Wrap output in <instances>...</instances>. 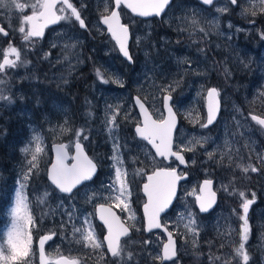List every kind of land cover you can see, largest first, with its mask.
<instances>
[{"label": "rangeland", "instance_id": "rangeland-1", "mask_svg": "<svg viewBox=\"0 0 264 264\" xmlns=\"http://www.w3.org/2000/svg\"><path fill=\"white\" fill-rule=\"evenodd\" d=\"M70 1L85 22L84 31L77 29L59 6L56 13L67 18L43 36L23 42H18L24 34L19 29L26 25H22L23 17L32 15L33 4L39 10L38 0H17L25 5L23 11L15 9L11 0H6L8 6L0 7V27L12 39L8 45L0 35V63L9 47L19 52V58L9 56L16 60V67L0 72V96L7 97L0 99V139H7L5 151L17 155L18 188L28 173L23 191L30 187L34 196L20 213L23 239L29 236L28 217L33 219L36 214L35 235L54 233L46 251L51 259L86 255L94 264H106L101 252L103 230L101 235L95 231L101 243L95 248L74 228L86 232L88 221L98 226L88 209L91 202L107 203L118 209L130 229L121 243L120 255L114 259L116 263L160 264L164 238L157 232L144 235L135 211L143 201L139 193L143 175L169 164L156 160L149 147L135 138L132 128L138 125V117L131 96H137L152 118L159 120L161 97L167 94L179 121L173 147L191 150L182 152L188 178L180 184L172 207L160 218L173 233L176 251L173 261L162 264H244L235 254L243 224L239 219L243 215L241 191L247 199H253L255 193L247 214L249 238L245 243L247 253L255 241V252L248 255L247 264H264V130L254 127L249 119V115L264 117V12L259 11L264 4L260 0H238L236 5L228 0L211 5L173 0L159 21L136 22L121 14L134 34L129 45L134 61L129 66L98 25V18L110 9V0ZM253 8L255 16L251 14ZM46 87L53 92L44 93ZM211 88L219 93L220 111L215 123L204 128L203 97ZM5 114L8 117H2ZM37 136L43 149L39 153L35 151ZM78 141L96 165V178L93 186H85L64 200L51 192L41 177L50 157V144L62 142L71 150ZM33 154L37 155L36 167L29 171ZM114 155L119 163L113 160ZM114 165L122 169V178L129 182L127 210L109 198V186L116 176ZM248 165L258 171L244 172ZM202 179L212 180L218 198L206 215L196 212L193 200ZM194 190L195 195L190 194ZM13 199L15 207L16 191ZM7 231L0 232V244L5 249Z\"/></svg>", "mask_w": 264, "mask_h": 264}, {"label": "snow or ice", "instance_id": "snow-or-ice-1", "mask_svg": "<svg viewBox=\"0 0 264 264\" xmlns=\"http://www.w3.org/2000/svg\"><path fill=\"white\" fill-rule=\"evenodd\" d=\"M64 7L60 8L59 11L63 13L65 8L71 10L72 16L80 22L81 27H85L84 21L82 20L80 14L73 7L69 0H60ZM170 0H114L115 9L111 10L110 15H105L102 18V23L107 26L108 33L111 34L112 39L116 41L120 52L131 61V57L128 52L127 44L129 39V27L121 23V13L116 9H120L121 5L130 9L135 15L141 17L148 16H159L165 7L169 4ZM233 5H236L238 0H231ZM261 4H264V0H260ZM39 8L42 9L37 11V4L31 5L33 9L32 15H25L22 20V25L27 24L28 27L27 34L24 39L27 40L29 37H41L44 34V28L48 24H54L60 20L66 19L64 15H57L54 11L56 7L57 0H38ZM203 3L211 5L213 0H203ZM11 4L15 6V9L23 11L25 8L24 4L17 3V0H11ZM8 6L6 0H0V7ZM249 11L245 9V12ZM259 11L264 12V7H261ZM253 16L256 15V9L251 10ZM19 31L21 33L25 32V27L21 26ZM0 32L4 35H8L7 31L0 27ZM9 56H16L19 58V52L14 47H9L4 53V62L0 63V72H4L6 68L16 67V60L9 59ZM97 76L102 79V74L97 71ZM102 82H106L103 81ZM0 83H3L0 80ZM208 117L207 123L202 124L201 127H207L212 124L216 112L218 110V103L215 102V98L219 95L217 89L211 88L208 90ZM0 99H7V97L0 96ZM172 97L170 95L163 96V109L167 112V116H161L159 120L152 118V115L148 113L144 104L137 100V104L140 106L141 114L144 116L143 127L137 125L136 133L144 140L148 141L155 149L156 156L161 157L162 161L169 160L170 157H174L175 160L179 161L180 164H185V158L182 152L185 150H191L190 148L178 147L175 151L173 150V129L176 126L175 113L170 105ZM252 120L256 121L261 126H264V118L257 115H252ZM77 137L80 133H76ZM87 139V137H84ZM39 137H35L37 141L36 153L43 151L39 145ZM159 141V142H157ZM199 142V141H197ZM76 155L70 156L65 150L64 145H60L57 149V159L56 163L52 165V169L49 171V179L52 183L60 190L62 193L73 192V189L77 185L82 184L84 181L92 180L95 172L96 165L87 156L84 155L83 149L79 141L75 145ZM24 151H28L25 149ZM115 151V149H114ZM37 160V155L33 154L32 161H29V171L36 167L34 161ZM71 163H68V161ZM113 160L119 163L117 156H113ZM264 162V161H262ZM116 167L115 180L109 186L110 188V199H114L123 204V208L127 210L128 197L131 195L129 191V182L124 180L122 176V169ZM257 172L258 169L252 165H248L243 169L244 172ZM185 177L179 174L176 168L173 167H159L152 172L151 175L147 176L148 183L143 184L144 194L147 197V202L144 204L145 219L147 222V231L152 229H163L168 233V243L164 244V255L161 259L169 260L176 255L173 233L168 231L167 225L161 223L159 217L160 213L164 212L166 208L172 203V198L176 192L177 182ZM29 179L28 173L23 175V180L20 182V188L16 190V204L15 207L11 209L13 215V224L10 230L7 231V249H5L3 244H0V262L2 264H13V262L20 261L22 257H26L29 254L32 245L31 235L28 236L27 240L23 239L24 230L23 225L19 222L20 213L22 209L27 208L26 198L24 196L25 184L23 181ZM212 180L205 179L203 184L200 186L201 195H197L196 199L200 205V211H208L215 203L216 193L212 191ZM207 192V196L204 193ZM115 194V195H112ZM195 195V190L193 193ZM253 199H247L244 192H240L239 196L242 199L241 207L243 209V215L239 216V219L243 221L240 228V243L235 249V254L237 257H241L244 264H247L249 256L245 250V243L249 238V222L247 214L249 207L255 201V193L252 194ZM119 206V204H117ZM101 213V220L108 227L109 234L104 239L107 241L108 250L111 254L119 256L121 252L120 237L126 236L128 234V229L121 225L118 230L113 229V223L103 214L108 213L113 220H118L119 218L111 213L109 209L105 208L103 205L97 209ZM71 219V214H70ZM28 223L32 224L31 216L28 217ZM194 221H190V224ZM188 231H193L189 225H185ZM74 231L80 232L83 240L91 242V246L95 248L101 247V243L96 239L95 230L92 227L90 221H88V230L85 232L81 228H74ZM54 233L42 236L39 241V246L41 250V264H76L74 259H68L65 257H60L59 260L53 261L52 259L45 258L44 246L46 242L52 239ZM147 243V241L145 242ZM87 246V245H86Z\"/></svg>", "mask_w": 264, "mask_h": 264}, {"label": "water", "instance_id": "water-1", "mask_svg": "<svg viewBox=\"0 0 264 264\" xmlns=\"http://www.w3.org/2000/svg\"><path fill=\"white\" fill-rule=\"evenodd\" d=\"M110 1H111L110 10H109V12H108L106 15H110L111 10L115 9L114 0H110ZM197 1H198L201 5H208V4L203 3V0H197ZM215 1H218V0H213V2H215ZM228 1H231V0H228ZM171 2H172V0H170L169 4L165 7V10L169 7V5L171 4ZM57 6L64 7V5L60 2V0H57L56 7H57ZM56 7H55V8H56ZM120 8H122L125 12H127L128 14H130L132 17H134V18H136V19H139V20L159 19L160 16L165 12V10H164L159 16H155V15H153V16H148V17H141V16H138V15H135L130 9L124 7L123 5H121ZM40 10H42V9L39 8L38 11H40ZM65 10L69 13V15H70V19H71L73 22H75V23L77 24V27H78L79 29L84 28V27H81V26H80V22L77 21L76 18H75L74 16H72V14H71V10H70V9L65 8ZM116 10L118 11V9H116ZM54 11H55V9H54ZM55 12H56V11H55ZM104 16H105V15H102V16L99 18V20H98V25L104 30V34H105L106 36H108V37L111 39V41L114 42V44L116 45V49H117L118 55L120 56L121 60H123L127 65H130V64H131V61H130L128 58H126V57L123 55V53L120 52V49H119L118 45L116 44V41L113 40L111 34L108 33V31H107V26L104 25V24L101 22V21H102V18H103ZM121 23H122V22H121ZM122 24H123V23H122ZM56 25H57V22L54 23V24H48V26L44 28V31H45V30H48V29H51V28H54ZM124 25H125V24H124ZM28 27H30V26H29V25L26 26V32H25V34L23 35L22 40H24V37H25V35L27 34ZM0 34H1V36H3V37L6 36V35H4L2 32H0ZM129 40H130V35H129L128 43H129ZM127 48H128V44H127ZM208 90H209V89H208ZM208 90H206V92H205V94H204V97H203V102H204V106H203V111H204V123H203V124L207 123V117H208V103H209V98H208V95H207ZM165 95H167V94H163L162 97H161V106H160V107H161L162 115L166 117V116H167V112L163 109V96H165ZM138 99H139V98H138L137 96H135V95H132V96H131V103H132V106L134 107L135 112H136L137 117H138V125H139L140 127H143V123H144V119H145V118H144V116L141 114L140 106L137 104V100H138ZM139 100H140V99H139ZM140 102L143 103L141 100H140ZM215 102L218 103V110H217V112H216V117H215V119H214V121H213L212 124H210V125H208L207 127H204V128H209V127H211V126L215 123V121L217 120V118H218L219 111H220V104H219V101H218L217 97L215 98ZM144 106H145V105H144ZM145 108H146V106H145ZM146 109H147V108H146ZM173 112H174V110H173ZM148 113H149V111H148ZM174 113H175V112H174ZM149 114H150V113H149ZM251 117H252V115L249 116L251 122H252V123H255L256 125H258L260 129L264 130V126H261V125H259L258 123H256V121L252 120ZM259 117H260V116H259ZM261 118H263V117H261ZM175 119H176V126H175V128L173 129V140H174L175 133H176L178 127H179V125H178V118H177L176 114H175ZM136 127H137V125L133 126V128H132V131H133V134H134L135 138H136L137 140H141V141H143V142L149 147L151 153L153 154V156H154V158H155L156 160H161V161H162V158H161V157L156 156L155 149L152 148V145L149 144L148 141L142 139V138L136 133ZM157 142H159V141H157ZM60 145H64V146H65V144L62 143V142H61V143H52V144L49 145L50 161H49V164L47 165V167H46V169H45V175H44V177H45V181L49 184V186H50L51 188H53L55 191H57L59 194H61V195H69V193H62V192H60V190H59V189H58V188L52 183V181L49 179V175H48V174H49V171L52 169V165H53L54 163H56V159H57V149H58V147H59ZM75 145H76V142L73 143L72 146H71V151H70L71 154H70V156H74V155H76V147H75ZM80 145H81V144H80ZM81 148H82V146H81ZM82 149H83V148H82ZM65 150L67 151L66 147H65ZM67 152H68V151H67ZM83 152H84V155L87 156V155L85 154V151H84V150H83ZM169 159H172V160L175 162V164H176V170H177V171H178V169H180V170H184V169L186 168V166H187L186 161H185V164H180L179 161L175 160L174 157H170ZM163 162L166 164V163L168 162V160H167V161H163ZM68 163H71V161L69 160ZM156 169H157V168L153 169L151 172H148V173L144 174V175H143V182H142V183L140 184V186H139V192H140V195H141V197H142V199H143V203H142V205L140 206V214H141L142 222H143V232H144L145 234H147V233H153V232H158V233H160V234L163 236V238H164V242H163V243L161 244V246H160L159 256H160V261H161V262H163V263H167V262H171V261H173V260L175 259V257H176V255H175V256H173V257H172L171 259H169V260H163V259H161V258L163 257V255H164V244L168 243V233H167L166 231H164L163 229H155V228L152 229L151 231H147V230H146V229H147V222H146V219H145V213H144V204L147 202V197H146L145 194H144L143 184H144V183H148L147 176H148V175H151L152 172L155 171ZM95 173H96V172H95ZM94 175H95V174H94ZM181 175L184 176L185 178H184V179H181V180H179V181L177 182V185H176V192H175V195H174L173 198H172V203L168 206V208L165 209L164 212L160 213V217H161L162 215H164V214H165V213H166V212L172 207V205H173V203H174V201H175V199H176L177 192H178V188H179L180 184H182L183 182L186 181L187 176H186L185 174H181ZM93 177H94V176H93ZM204 180H205V179H202V180H200L199 183H198V186H197V195H201V193H200V186L203 184ZM88 182H89V181H84L82 184L77 185V187H76L75 189L79 188L80 186H82L83 184H86V183H88ZM212 185H213V183H212ZM75 189H73V190H75ZM212 191H213V190H212ZM213 192H214V191H213ZM197 195H195V196L193 197V200H194V207H195L196 212H197L199 215H206V214H208L209 212H211V211L213 210V208L215 207V205H216V197H215V203L213 204V206H212L208 211H206V212H201V211H200V205H199V203L197 202V199H196V196H197ZM204 196H205V197L207 196V192L204 193ZM100 206H101V205H97V206H95V208H94V217H95V221H96V222H97V223L103 228V230H104V234H103V236H102V243H103V246H104V248H105L107 254H108L109 256H111L112 254H111V252L108 250L107 241L104 239V238H105L106 236H108V234H109L108 227L104 224V221L101 220V218H100L101 213L97 211V209H99ZM103 206H104V205H103ZM104 207L110 210V208H108L107 206H104ZM110 212L113 213L111 210H110ZM103 214H104V215H105V216H106V217H107V218L113 223V229H114V231H115V230H118L119 227L121 226L120 222H119L118 220H113L112 217H111L108 213H103ZM160 217H159V219H160ZM123 227H124V226H123ZM49 234H52V233L41 234L40 236L37 237V239H36V241H35V248H36V254H37V264H41V250H40V246H39L40 238H41L42 236L49 235ZM53 236H54V235H52V239L48 240V241L46 242L45 245H47L48 243H50V242L53 240ZM123 237H124V236H121L120 239H122ZM173 240H174V246H175V239H174V237H173ZM44 247H45V246H44ZM59 259H60V257H57L56 259H54V261H55V260H59Z\"/></svg>", "mask_w": 264, "mask_h": 264}, {"label": "flooded vegetation", "instance_id": "flooded-vegetation-1", "mask_svg": "<svg viewBox=\"0 0 264 264\" xmlns=\"http://www.w3.org/2000/svg\"><path fill=\"white\" fill-rule=\"evenodd\" d=\"M173 1V0H172ZM69 3H71V1L69 0ZM72 4V3H71ZM110 6H111V1H110ZM57 7H59V6H57ZM61 7V6H60ZM74 7V6H73ZM75 8V7H74ZM56 9V8H55ZM76 9V8H75ZM77 10V9H76ZM110 10V9H109ZM167 10V9H166ZM165 10V11H166ZM66 11V10H65ZM118 11L121 13V14H123V15H125V16H128V17H130V19L131 20H134V21H136V22H140V21H138L139 19H136V18H134V17H132L130 14H128L127 12H125L122 8H120V9H118ZM67 12V11H66ZM77 12L79 13V11L77 10ZM109 12V11H108ZM107 12V13H108ZM68 13V12H67ZM107 13H105V14H102V15H106ZM165 13V12H164ZM163 13V14H164ZM57 14V13H56ZM69 14V13H68ZM80 14V13H79ZM162 14V15H163ZM58 15V14H57ZM101 15V16H102ZM161 15V16H162ZM70 16V15H69ZM100 16V17H101ZM161 16H160V18H161ZM99 17V18H100ZM99 18H98V20H99ZM160 18L159 19H150V20H154V21H159L160 20ZM83 20V19H82ZM72 21V20H71ZM84 21V20H83ZM141 21H144V20H141ZM121 22L123 23V24H125V25H127L128 27H129V35H130V40H129V43H128V52H129V55H130V49H129V45L131 44V42L133 41V36H134V34H133V31H132V29H131V27L128 25V24H126V22H124V20L121 18ZM75 23V22H74ZM57 24H58V22H57ZM76 24V23H75ZM84 24H85V22H84ZM26 26H27V24L25 25V32H26ZM76 27H77V24H76ZM77 29H79L78 27H77ZM86 29V26L84 27V28H82V29H79V30H85ZM49 30V29H48ZM47 30H45L44 32H46ZM25 32H24V34H25ZM23 34V35H24ZM1 35V34H0ZM23 35L21 36V37H19L18 38V42H23V41H25V39L24 40H22V37H23ZM3 37V36H2ZM4 39H7L6 41H7V43H8V45H9V43L11 42V40L12 39H10V38H8V36L6 35L5 37H3ZM32 38H39V37H29L28 39H32ZM27 39V40H28ZM110 39V38H109ZM111 40V39H110ZM113 44H114V42H113ZM115 45V44H114ZM89 47V46H88ZM115 48H116V45H115ZM116 51H117V49H116ZM117 54H118V52H117ZM119 56V55H118ZM119 58H120V56H119ZM121 59V58H120ZM123 61V60H122ZM3 62H4V59H3ZM124 62V61H123ZM130 65H132V60H131V64ZM129 65V66H130ZM171 105V104H170ZM250 116V115H249ZM264 118V117H263ZM253 125H254V127H256V128H259V126L258 125H256L255 123H253ZM1 137V136H0ZM61 143V142H60ZM65 147H66V149H67V151H68V153H69V155L71 154L70 153V149L68 150V147L66 146V144H65ZM173 150L175 151V149H174V147H173ZM86 155H87V153H85ZM49 155H50V152H49ZM87 157H88V155H87ZM16 158H17V155L13 152V151H8V150H0V223H1V228H0V232H2L3 234H4V232H6L7 231V228H8V226H9V223L10 222H13V215H12V213H11V209L13 208V196H14V194H15V191L17 190V188H18V178H17V169H18V167H17V160H16ZM89 158V157H88ZM90 159V158H89ZM49 161H50V157H49V160H48V163H47V165L49 164ZM161 161V160H160ZM164 165H168L169 164V166L170 165H172V164H175V162L172 160V159H169L168 160V162L165 164L163 161H161ZM47 165H46V167H47ZM46 167H45V169H46ZM173 168H176V164L173 166ZM186 168H187V166H186ZM185 168V169H186ZM45 169H44V175H45ZM185 169L184 170H180V169H178V173L179 174H185L186 176H187V178H188V175H187V173L185 172ZM96 172H97V168H96ZM96 174V173H95ZM96 178V176L94 175V177L92 178V180L94 181V179ZM44 179H45V177H44ZM92 180H90L88 183H86V184H83L82 186H80L79 188H77V189H75V190H73V192L71 193V194H69V195H61V194H59L57 191H55L53 188H51L50 186H49V184L46 182V185H47V187H48V189H50L51 190V192H55L56 194H58L62 199H64V200H66V199H69L70 197H71V195H73L74 193H76V192H80L82 189H84V187L86 186V187H90V186H93L94 185V183H93V181ZM187 180V179H186ZM92 181V182H91ZM140 186V185H139ZM96 189V187L94 186L93 188H92V191H94ZM129 191H130V188H129ZM140 193V192H139ZM24 196H25V198H26V203H27V207H28V205H30V201H32L33 199V192H32V190L30 189V187H29V189H27L26 190V192L24 193ZM217 195H216V203H217ZM128 203H129V201H128ZM142 203H143V201H142ZM142 203L140 204V206L142 205ZM36 202H35V200L33 201V210H35L36 209ZM97 205H104V206H107L108 208H110V210L115 214V216L116 217H118L119 219H118V221L120 222V224L121 225H123L124 227H126L127 229H128V234L126 235V236H124L122 239H120V245H121V243H122V241H124L128 236H129V234H130V229L128 228V226L126 225V222L124 221V219H123V217H122V215L120 214V212L118 211V209L116 208V207H114L113 205H110V204H107V203H94V202H91V204H90V207H89V209H88V213L90 214V216L92 215V217H93V219H94V221H95V217H94V208H95V206H97ZM130 205V204H129ZM140 206L139 207H137V210L135 211V213H138L139 214V217H140V219H141V225H142V233L144 234V235H147V234H151V233H147V234H145L144 232H143V222H142V217H141V214H140ZM216 206V205H215ZM163 216V215H162ZM161 216V217H162ZM160 217V218H161ZM22 219L23 218H25V213L22 215V217H21ZM32 221H33V223L32 224H29L28 223V221H27V224H26V227L28 228H26V230L28 231V235H31V237H33V234H34V240H33V245L31 246V249H30V251H29V254H28V256H26V257H22L21 259H20V261H17V262H13V264H37V254H36V248H35V241H36V239H37V237L38 236H40L41 234H48V233H44V232H38L36 235H35V228L37 227V224H36V222H38V215H36V214H34V218L32 219ZM96 222V221H95ZM21 223H22V225H24L23 223H24V220H21ZM97 223V222H96ZM98 224V223H97ZM92 227H93V224H92ZM93 229L98 233V235H101V229L103 230V228L98 224V226L95 224L94 225V227H93ZM25 230V229H24ZM154 233V232H153ZM158 233V232H157ZM103 234H104V230H103ZM103 234L101 235V241H102V236H103ZM160 234V233H159ZM161 235V234H160ZM162 236V235H161ZM53 238H54V236H53ZM252 242V241H251ZM49 244V243H48ZM48 244L47 245H45V247H44V255H45V258L46 259H48V258H50L49 256H48V254H47V247H48ZM251 244V243H250ZM160 251V250H159ZM101 252H102V254H103V257L104 258H102L103 260H104V262L103 263H106V264H117L116 263V260H114L115 258H116V256L114 257L113 255H111V256H109L108 254H107V252H106V250H105V248H104V246H103V243H102V248H101ZM255 252V246H254V244H253V248L250 250L249 248L247 249V254L248 255H250V253L251 254H253ZM57 257H65V258H68V259H74L75 261H76V264H81V263H83V262H85V263H87V264H94L93 263V261H90V259L86 256V255H81L80 257H78V258H72V257H68V256H63V255H61V256H56V257H54V259H56ZM51 259V258H50ZM54 259H52L53 261H54ZM83 261V262H82ZM159 263L160 264H162L163 262H161L160 261V256H159Z\"/></svg>", "mask_w": 264, "mask_h": 264}, {"label": "trees", "instance_id": "trees-1", "mask_svg": "<svg viewBox=\"0 0 264 264\" xmlns=\"http://www.w3.org/2000/svg\"><path fill=\"white\" fill-rule=\"evenodd\" d=\"M7 36H8V38H10L9 35H7ZM130 57H131V59H133V61H134V57L131 56V55H130ZM43 92H44V93L47 92V93L49 94V93L53 92V89H50V88H47V87H46L45 90H44ZM2 117H8V114H5V115L2 116ZM10 122H12V119H11ZM10 122H9V123H10ZM11 124H12V123H11ZM10 126H11L10 124L7 125L8 128H9ZM9 130H11V129H9ZM13 133H14V132H13ZM19 133L22 134V131H19ZM4 142H7V139H5V140L0 139V150H5V149H6V147H5V144H6V143L4 144ZM41 181L45 182V181H44V175L41 177Z\"/></svg>", "mask_w": 264, "mask_h": 264}, {"label": "bare ground", "instance_id": "bare-ground-1", "mask_svg": "<svg viewBox=\"0 0 264 264\" xmlns=\"http://www.w3.org/2000/svg\"><path fill=\"white\" fill-rule=\"evenodd\" d=\"M242 27H246V26H242ZM250 162V161H249ZM252 162V161H251ZM253 162H255V161H253ZM230 172V171H229ZM233 175H235L234 173H233ZM235 178V177H234ZM239 179V178H238ZM237 180V179H236ZM239 181V180H238ZM240 183V182H239ZM242 188V187H241ZM243 190V189H242ZM257 192V191H256ZM251 193H253V191L251 192ZM262 194V193H261ZM263 196V195H262ZM264 199V198H263ZM229 203V202H228ZM225 221V220H224ZM223 221V222H224ZM227 221V220H226ZM232 221V220H231ZM228 222V221H227ZM231 223V222H230ZM226 226H227V224H226ZM229 228H231V227H229ZM253 244H255V241H252L251 242V244L249 245V249L251 250L252 248H253ZM225 263V262H224Z\"/></svg>", "mask_w": 264, "mask_h": 264}]
</instances>
